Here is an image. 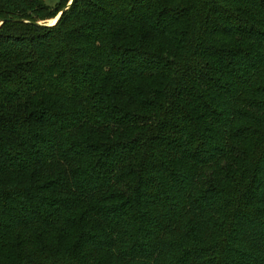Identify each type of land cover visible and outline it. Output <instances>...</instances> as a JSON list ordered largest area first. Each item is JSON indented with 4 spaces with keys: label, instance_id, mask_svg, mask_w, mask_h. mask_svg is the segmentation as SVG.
Masks as SVG:
<instances>
[{
    "label": "trees",
    "instance_id": "1",
    "mask_svg": "<svg viewBox=\"0 0 264 264\" xmlns=\"http://www.w3.org/2000/svg\"><path fill=\"white\" fill-rule=\"evenodd\" d=\"M70 1L0 0V264H264V0Z\"/></svg>",
    "mask_w": 264,
    "mask_h": 264
},
{
    "label": "water",
    "instance_id": "2",
    "mask_svg": "<svg viewBox=\"0 0 264 264\" xmlns=\"http://www.w3.org/2000/svg\"><path fill=\"white\" fill-rule=\"evenodd\" d=\"M72 2H73V0L70 2L69 5H71ZM69 5H68V6H69ZM64 10H66V8L63 9V11H62L61 14L59 15V17H58L57 19H55V21H54L52 24H49V23H43V22H37V23H38V24H45V25H54V24H56V23L59 21V19H60L62 13L64 12ZM12 20H13V21H22V19H19V18L12 19ZM5 21H6V20L1 21V22H0V26H1Z\"/></svg>",
    "mask_w": 264,
    "mask_h": 264
},
{
    "label": "rangeland",
    "instance_id": "3",
    "mask_svg": "<svg viewBox=\"0 0 264 264\" xmlns=\"http://www.w3.org/2000/svg\"><path fill=\"white\" fill-rule=\"evenodd\" d=\"M63 0H48V2H51L52 4H55V5H57L59 2H62ZM72 1V0H71ZM70 1V2H71ZM70 2L68 3V5L70 4ZM63 11V10H62ZM61 11V12H62ZM61 12L56 16V17H51V18H49V19H46V21H45V23H49V24H52L54 21H52V20H55V19H57L58 17H59V15L61 14Z\"/></svg>",
    "mask_w": 264,
    "mask_h": 264
},
{
    "label": "bare ground",
    "instance_id": "4",
    "mask_svg": "<svg viewBox=\"0 0 264 264\" xmlns=\"http://www.w3.org/2000/svg\"><path fill=\"white\" fill-rule=\"evenodd\" d=\"M52 21H55V20H52Z\"/></svg>",
    "mask_w": 264,
    "mask_h": 264
}]
</instances>
